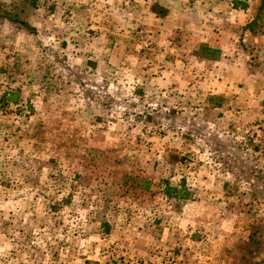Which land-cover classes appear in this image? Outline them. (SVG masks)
<instances>
[{"label": "rangeland", "instance_id": "rangeland-1", "mask_svg": "<svg viewBox=\"0 0 264 264\" xmlns=\"http://www.w3.org/2000/svg\"><path fill=\"white\" fill-rule=\"evenodd\" d=\"M0 264H264V0H0Z\"/></svg>", "mask_w": 264, "mask_h": 264}, {"label": "crops", "instance_id": "crops-1", "mask_svg": "<svg viewBox=\"0 0 264 264\" xmlns=\"http://www.w3.org/2000/svg\"><path fill=\"white\" fill-rule=\"evenodd\" d=\"M176 16L178 17L176 20H178L179 19V15H175L174 17L171 15V19L172 18H176ZM146 18H149V19H151V20H153L154 21V23L153 24H157L158 26L157 27H155L153 30L152 29H150L151 31H150V33H152V36L153 37H157V38H155V39H158L159 38V36H162L163 34H164V30H163V22H164V20H163V18L162 17H160V16H158V15H146L145 16ZM178 30V29H177ZM165 35H167V33L165 34ZM211 46H214V45H211Z\"/></svg>", "mask_w": 264, "mask_h": 264}, {"label": "trees", "instance_id": "trees-1", "mask_svg": "<svg viewBox=\"0 0 264 264\" xmlns=\"http://www.w3.org/2000/svg\"><path fill=\"white\" fill-rule=\"evenodd\" d=\"M206 50H207V52L212 51V49H209V48H207ZM214 52L218 54L220 51L216 50V51H214Z\"/></svg>", "mask_w": 264, "mask_h": 264}]
</instances>
